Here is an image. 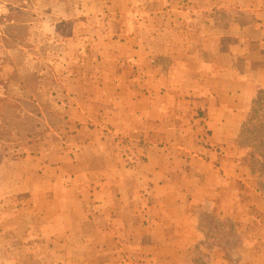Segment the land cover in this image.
Returning a JSON list of instances; mask_svg holds the SVG:
<instances>
[{
    "label": "crops",
    "instance_id": "crops-1",
    "mask_svg": "<svg viewBox=\"0 0 264 264\" xmlns=\"http://www.w3.org/2000/svg\"><path fill=\"white\" fill-rule=\"evenodd\" d=\"M1 7L52 108L0 161V211L37 237L3 227L20 241L0 264H264V185L238 142L264 90V0Z\"/></svg>",
    "mask_w": 264,
    "mask_h": 264
},
{
    "label": "rangeland",
    "instance_id": "rangeland-1",
    "mask_svg": "<svg viewBox=\"0 0 264 264\" xmlns=\"http://www.w3.org/2000/svg\"><path fill=\"white\" fill-rule=\"evenodd\" d=\"M21 1L22 0H0V148L2 151V155L0 153V161L8 158V154L11 156L12 153H18L22 150V147L25 146L30 139L28 133L35 128V121H38L35 116L41 115L40 111L42 110L45 116L50 117L49 112H45V110L48 111L52 108L49 104V97H44V106L47 109L38 108L33 104V97H38V93L33 90L35 88V78L29 70H26L28 67L30 69V66H33V64L29 59H27V55L25 53L19 52V49L15 46L16 43L14 41V39L17 38L18 33L23 34L24 29L10 24V20L16 16V10H11L4 17L2 16L3 9L1 4L4 2L17 4ZM3 61L5 68L1 67ZM195 112L200 117H203V112ZM252 127H256V130H253L251 134H256L255 137L257 140H259L257 144L259 145L260 153L264 154V140L261 137L262 131L264 133V124H261L260 122L255 126L251 124L248 130H250ZM250 132L251 131H248V133ZM258 159L260 162L255 164V170H257V174H260L261 177L264 174V157H258ZM263 183L264 178L262 180V184ZM208 210L209 209L207 206L202 208L200 215L201 227H203L208 239H210L209 237H212L210 234L211 232L213 233L214 230L216 238H218V242L225 244L226 236L224 235L219 238V236L222 235L221 233L224 227L221 228L220 225L215 223L209 217ZM15 211L17 213V210ZM3 227H18L25 231V233H29V236L36 237V235L33 233L36 230L33 229V225L29 224L28 219L23 216H21L19 219L18 216L15 217L11 211L7 212L5 216H3L2 212L0 211V233ZM41 234L46 236L45 233ZM24 240V243L27 246H32V244H34V249H37L34 240L28 238H24ZM228 240L232 241L233 239ZM18 241H20V238L17 235H0V247L2 246L5 248L7 245L12 247L17 244ZM233 244L234 243L232 242L229 246H232ZM43 248V250L47 251L45 246ZM11 253L12 252L9 254ZM13 254L16 257L17 255H22L23 253L15 252ZM195 258L197 263H202L204 260L202 256L198 255L195 256Z\"/></svg>",
    "mask_w": 264,
    "mask_h": 264
},
{
    "label": "trees",
    "instance_id": "trees-1",
    "mask_svg": "<svg viewBox=\"0 0 264 264\" xmlns=\"http://www.w3.org/2000/svg\"><path fill=\"white\" fill-rule=\"evenodd\" d=\"M31 74H32V72H31ZM32 75L35 78L34 79L35 80L34 87L36 88L37 83L39 82V77L34 76V74H32ZM35 88L33 89L34 91H35ZM30 90H32V89L30 88ZM44 94H46V92ZM38 95H39V93H38ZM33 99H34L33 104L36 105L37 98L33 97ZM37 116H40V115H37ZM259 122L261 124H262V122H264V90L260 87H257L255 97L253 99L252 107H251V110H250L249 115H248V119H247L246 123L243 125V128L241 129V131L239 133V139H238L239 144L249 145L252 148H254L255 156H253V161L251 163V166L254 169H255V164L260 162L259 159L258 160L256 159V156H258V154H259V157L262 158V157H264V154L260 153V148H259V145L257 144L259 140H257V138L255 137L256 134H254V135L251 134L253 132V130H256V127H252L250 130H248V128L251 124H253L255 126V125L259 124ZM248 131H251V132L248 133ZM261 137H262V135H261ZM263 172H264V170H263ZM263 178H264V174H263V176H261L262 180H263ZM263 185H264V183H263Z\"/></svg>",
    "mask_w": 264,
    "mask_h": 264
}]
</instances>
